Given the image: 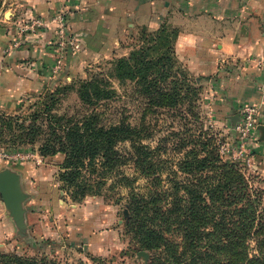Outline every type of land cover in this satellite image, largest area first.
<instances>
[{
  "label": "trees",
  "instance_id": "obj_1",
  "mask_svg": "<svg viewBox=\"0 0 264 264\" xmlns=\"http://www.w3.org/2000/svg\"><path fill=\"white\" fill-rule=\"evenodd\" d=\"M141 36L139 49L116 61L115 76L133 81L150 107L162 108L169 87L177 97L193 90L175 69L178 31L165 25L153 34L141 29ZM110 77L80 83L74 115L52 114L67 89L60 87L41 98L29 126L18 125L42 140V158L64 155L59 178L70 199L125 189L124 235L132 249L148 253L146 264H264V188L245 176L241 162L220 155L223 139L201 135L193 149L163 159L168 149L143 144L138 126L108 120L99 108L116 97ZM8 117L0 113V125ZM0 264L64 263L0 253Z\"/></svg>",
  "mask_w": 264,
  "mask_h": 264
},
{
  "label": "rangeland",
  "instance_id": "obj_2",
  "mask_svg": "<svg viewBox=\"0 0 264 264\" xmlns=\"http://www.w3.org/2000/svg\"><path fill=\"white\" fill-rule=\"evenodd\" d=\"M8 3L9 0H0L1 17L8 11ZM141 40L139 30L112 54L94 56L73 78L65 82L58 81L43 92L26 97L22 107L8 115L5 121L7 124L1 123L0 150L30 157L27 160L0 162V170L7 166L26 165L37 170L40 178L37 181L33 179L39 187L22 184L21 189L27 197L23 202V208L27 211L26 227L19 230L14 222H8V226L3 225V231H0V253L25 257L46 256L64 264H146L148 260V253L132 249L124 235L127 191H110L109 187H104L101 196H90L82 202H73L59 178L64 155L42 158L39 155L42 140L38 137L31 140L28 133L19 129L18 125L29 126L31 113L41 109L38 102L41 103V98L57 88L67 87L66 91L57 96L52 114L74 115L80 109L77 92L80 83L99 74L107 78L111 75L108 80L116 97L99 109L106 111V118L110 121L124 120L133 127L138 126L143 130L142 137H145L143 144L152 148H167L163 159L178 158V152L193 149V139L201 135L223 139L233 149L236 148L238 134L234 129L236 123L241 121V111L234 118L227 116L225 123L221 117V107L217 105V77L196 76L177 53L175 69L181 73V80L186 77L193 90L184 88L177 97L169 87L167 101L162 108L150 107L145 98L139 95V89L133 81L120 82L116 78V61L138 50ZM10 118L14 121L10 122ZM231 132L235 135L233 138ZM183 143L185 146L181 148ZM129 146L127 143L126 147ZM32 155H37L41 162H37ZM244 166L245 176L252 179L256 187L264 188V169L259 168L254 159L250 168ZM127 173L131 174L132 170L127 169ZM138 185L145 186L146 180L143 178ZM118 198H121V203L116 205Z\"/></svg>",
  "mask_w": 264,
  "mask_h": 264
},
{
  "label": "crops",
  "instance_id": "obj_3",
  "mask_svg": "<svg viewBox=\"0 0 264 264\" xmlns=\"http://www.w3.org/2000/svg\"><path fill=\"white\" fill-rule=\"evenodd\" d=\"M9 5L0 16V113H16L26 97L73 78L94 56L112 54L139 30L156 32L167 25L178 31L176 53L191 71L217 77V105L224 122L244 105L254 104L260 108L259 125H264V0H9ZM61 12L68 13L77 52L58 53L52 31L26 35L14 47L16 27L29 15ZM58 60L63 68L54 75ZM260 136L253 159L264 169ZM6 168L20 175L21 184L39 187L34 181L40 174L32 167ZM2 202L1 232L3 225L13 224Z\"/></svg>",
  "mask_w": 264,
  "mask_h": 264
},
{
  "label": "built area",
  "instance_id": "obj_4",
  "mask_svg": "<svg viewBox=\"0 0 264 264\" xmlns=\"http://www.w3.org/2000/svg\"><path fill=\"white\" fill-rule=\"evenodd\" d=\"M68 13L61 12L51 17H41L35 14L29 15L21 21L16 27L17 39L14 47H19L21 40L26 35L37 34L40 32L52 31L53 44L58 53L64 54L67 51L77 52L79 43L70 33ZM257 65L262 66V59L257 60ZM63 68L62 61L58 60L53 67V73L58 75ZM241 121L235 126L238 134L237 146L235 149L229 143L220 142V155L223 158L237 162H242L247 167L253 164V151L259 139L258 126L260 108L257 105H244L241 109ZM30 156H21L19 153L0 150V162H14L19 160H27ZM37 162H41L37 155H32Z\"/></svg>",
  "mask_w": 264,
  "mask_h": 264
},
{
  "label": "water",
  "instance_id": "obj_5",
  "mask_svg": "<svg viewBox=\"0 0 264 264\" xmlns=\"http://www.w3.org/2000/svg\"><path fill=\"white\" fill-rule=\"evenodd\" d=\"M258 131L261 134L260 141L264 142V125H259ZM21 183L20 175L10 168L0 170V196L9 213V217L19 230L26 227L25 214L27 212L23 208V202L27 197L21 189ZM125 214H127V211H125Z\"/></svg>",
  "mask_w": 264,
  "mask_h": 264
}]
</instances>
